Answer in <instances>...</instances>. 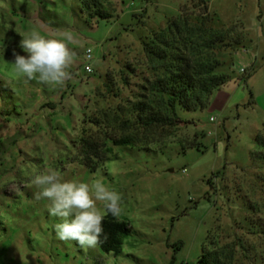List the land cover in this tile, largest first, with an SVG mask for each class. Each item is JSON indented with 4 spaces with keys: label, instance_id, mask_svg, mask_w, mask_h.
<instances>
[{
    "label": "rangeland",
    "instance_id": "1",
    "mask_svg": "<svg viewBox=\"0 0 264 264\" xmlns=\"http://www.w3.org/2000/svg\"><path fill=\"white\" fill-rule=\"evenodd\" d=\"M206 1L221 24L243 23L251 41L223 53L232 75L223 108H178L177 128L114 146L107 138L132 132L129 103L151 76L143 40L198 0H104L113 19L92 21L81 0H0V264H197L208 237V248L233 251V264H264V186L251 171L264 127V0ZM33 29L47 38L71 32L77 56L64 86L26 80L8 63L13 52L26 55L20 34ZM88 48L94 61L84 58ZM91 136L111 148L95 172L78 157ZM195 138L200 147L184 150L181 141ZM46 167L65 180L102 178L122 195L119 220L132 233L119 256L57 239L59 220L31 183Z\"/></svg>",
    "mask_w": 264,
    "mask_h": 264
},
{
    "label": "trees",
    "instance_id": "2",
    "mask_svg": "<svg viewBox=\"0 0 264 264\" xmlns=\"http://www.w3.org/2000/svg\"><path fill=\"white\" fill-rule=\"evenodd\" d=\"M81 12L90 21L113 19L104 0H81ZM250 42L243 23L221 24L206 0H198L192 11L180 10L164 28L142 42L151 76L145 78L136 100L129 103L131 117L125 121V127L132 132L107 140L114 146H140L146 142L144 137H139L140 131L150 137L154 131L162 134L177 128L182 123L178 108L199 111L211 106L213 96L232 80V75L222 70L226 65L222 60L223 53L245 50ZM254 72L252 66L244 81ZM181 142L184 150L200 147L196 138ZM255 143L257 150L252 153L254 165L251 171H260L255 176L256 182L264 186V127L256 134ZM161 144L164 146L163 139L158 138L156 145ZM110 151L101 139L82 137L78 157L84 166L95 172L108 161ZM210 184L214 185L212 181ZM247 209L256 211L257 205L250 203ZM103 227L108 239L99 248L106 254L119 256L132 227L110 214L105 215ZM208 242L209 237L197 264H233L231 249L208 248Z\"/></svg>",
    "mask_w": 264,
    "mask_h": 264
},
{
    "label": "clouds",
    "instance_id": "3",
    "mask_svg": "<svg viewBox=\"0 0 264 264\" xmlns=\"http://www.w3.org/2000/svg\"><path fill=\"white\" fill-rule=\"evenodd\" d=\"M20 36L19 47L26 55L13 52V60L7 61L18 76L52 88L72 79L70 69L77 53L68 46L73 40L71 32L65 31L63 38H47L33 29ZM84 58L94 61L92 48L86 50ZM31 183L37 189L34 199L46 200L49 214L59 220L55 225L57 239L75 242L85 251L98 248L108 239L103 227L105 215L119 220L122 213V195L107 187L102 178L65 180L58 171L46 167Z\"/></svg>",
    "mask_w": 264,
    "mask_h": 264
},
{
    "label": "crops",
    "instance_id": "4",
    "mask_svg": "<svg viewBox=\"0 0 264 264\" xmlns=\"http://www.w3.org/2000/svg\"><path fill=\"white\" fill-rule=\"evenodd\" d=\"M226 88H228V85L225 86L221 91L217 92L212 99V104H214L215 106L219 107V108H223V102L225 101V98L227 97V95H225V93H223Z\"/></svg>",
    "mask_w": 264,
    "mask_h": 264
},
{
    "label": "built area",
    "instance_id": "5",
    "mask_svg": "<svg viewBox=\"0 0 264 264\" xmlns=\"http://www.w3.org/2000/svg\"><path fill=\"white\" fill-rule=\"evenodd\" d=\"M87 61L89 62L90 60H87ZM85 71H86L88 74H92V73H93V69H92V67H91L90 64H87V65H86V67H85ZM242 72H244V70H243ZM213 120H214V119L211 118V121H213Z\"/></svg>",
    "mask_w": 264,
    "mask_h": 264
}]
</instances>
